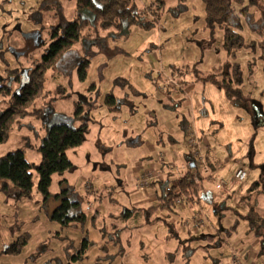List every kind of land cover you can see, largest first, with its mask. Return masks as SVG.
Here are the masks:
<instances>
[{
    "label": "rangeland",
    "instance_id": "rangeland-1",
    "mask_svg": "<svg viewBox=\"0 0 264 264\" xmlns=\"http://www.w3.org/2000/svg\"><path fill=\"white\" fill-rule=\"evenodd\" d=\"M75 1L60 0L71 19L77 15ZM42 2L0 0V84L12 83L8 70L33 67L45 54L56 19L53 11L42 8ZM135 2L154 26L145 30L131 26L127 31L75 43L56 69L48 71L45 93L30 108L42 110L43 115L20 120L0 144V157L20 150L27 161L37 164L50 121L59 124L72 116L78 102L90 107L96 121L85 143L67 152L73 166L53 177L46 200L37 191L36 174L30 200H8L0 193V264L71 261L83 239L82 222L67 227L51 220L65 197L78 202V211L87 216L98 214L94 228L86 224L90 240L111 233L107 228L117 221L123 229L125 254L99 264H229L232 251L239 264H264V250L251 247L249 223L242 217L247 203L217 190L211 180L201 188L211 194V202H179L172 207L155 198L161 194L158 184L141 190L135 187L147 170L167 171L165 166L175 173L176 169L187 170L190 150L185 123H194L202 142L209 145L211 158L222 165L219 179L233 182L235 168L243 164L246 180L234 193L245 196L259 180L260 169L250 167L249 154L254 149V102L264 113V59L259 44L264 41V12L252 7L243 16L239 13L242 7L233 4L230 24L242 36L244 46L228 54L223 30L206 25L202 0H165L164 8L154 11L156 15L147 11L153 0ZM81 16L91 20L87 12ZM82 59L90 61L84 81L76 67ZM226 65L239 67L244 98L237 105L208 80ZM108 95L123 100L113 114L105 104ZM174 178L176 174L170 179ZM86 188L95 191L94 196L80 195ZM258 204L264 209V196ZM127 210L134 213L121 218ZM24 235L28 243L19 255L2 253ZM100 255L97 247L91 248L84 264H97Z\"/></svg>",
    "mask_w": 264,
    "mask_h": 264
},
{
    "label": "trees",
    "instance_id": "trees-1",
    "mask_svg": "<svg viewBox=\"0 0 264 264\" xmlns=\"http://www.w3.org/2000/svg\"><path fill=\"white\" fill-rule=\"evenodd\" d=\"M180 1L183 2L184 0ZM202 2L205 9L206 25L211 30L215 27L223 30V47L228 54H232L244 46L242 36L230 24L235 12L233 4L242 7L239 13L243 16H246L252 7L264 12V0H202ZM164 5L165 0H153L147 7V11L156 15L154 11L162 10ZM42 8L46 11H53L56 19L49 31L50 42L45 54L34 63L33 67L8 70L10 79L12 77V83L0 84V144L8 139L20 120L33 115H43L42 110L30 111V108L45 93L44 85L48 71L56 69L60 60L71 51L75 43L94 41L103 33L127 31L131 26L144 30L154 26L152 21L147 20L145 15L137 10L135 0H76L77 15L72 19L66 17L60 0H43ZM82 12H87L91 16V20L84 19L81 16ZM239 26L240 24L235 25L237 28ZM259 44L264 59V41ZM89 64L88 59L79 60L76 64L80 81L86 79ZM231 69L232 74L229 73ZM208 80L219 90H222L227 99L234 105L243 100L244 97L239 87L241 79L238 65L220 67L208 77ZM118 82L115 83L118 84ZM105 104L108 111L113 114L120 109L123 100L108 95ZM254 104L256 113L253 115L252 121L254 129H257L262 125L264 126V113L259 103L254 102ZM1 106H5V109L1 110ZM91 112L90 107L78 102L74 105L72 116L64 118L61 123L53 126L47 124L46 135L38 149L41 160L37 164L27 161L24 152L20 150L10 151L0 157V193L4 194L8 200L11 198L30 200L32 198L33 179L36 174L38 177L37 191L46 200L51 195L50 187L53 177L64 175L73 166L67 152L82 146L86 141L90 125L96 123L90 116ZM253 139L254 136L251 141ZM192 164L190 158L187 170L180 178L171 180L166 177L162 181L152 182L153 186L159 185L161 194L157 193V198L163 200L167 207H172L179 202L194 204L197 201V187L199 185L189 182V178L196 169L195 163L194 168L191 167ZM202 180L204 179L201 178V182ZM260 185L259 182L253 183L248 191L249 195L263 193L258 189ZM88 193H91L89 189ZM78 207V202H72L65 197L51 217V220L67 227L82 222L81 227L84 234L81 245L78 252L71 257V261L67 264H84L88 251L94 247L101 251V255L96 258L97 264L101 262L111 263L117 257L124 255L123 229L118 226V221L111 224L110 229L107 228L109 231L112 230L111 233L100 236L105 239V242L99 245L89 239V231L86 229L87 223L88 226L94 228L98 214L94 213L92 216H87L84 212L78 211ZM75 208L77 211L71 215V210ZM133 213L134 211L127 210V214H123L121 218L124 216L130 218ZM243 217L249 223L247 232L255 236L261 249L264 250V216L257 213L254 208H250ZM236 225L237 222L232 227L234 230H236ZM27 243L26 236H21L7 245L2 253L7 256H17ZM110 247L117 249V251L110 253ZM58 261L61 263L62 260L59 259Z\"/></svg>",
    "mask_w": 264,
    "mask_h": 264
},
{
    "label": "crops",
    "instance_id": "crops-1",
    "mask_svg": "<svg viewBox=\"0 0 264 264\" xmlns=\"http://www.w3.org/2000/svg\"><path fill=\"white\" fill-rule=\"evenodd\" d=\"M82 14V13H81ZM83 17V16H82ZM88 19H90L89 17H88ZM231 102V101H230ZM232 103V102H231ZM233 104V103H232ZM63 120V119H62ZM253 122V121H252ZM53 123H55V121H50L49 122V125L51 124H53ZM56 124V123H55ZM189 125H193L194 126V128H195V125H194V123L193 124H189V123H187V125H186V123L184 124V130H183V132H185L186 131V133H187V128L189 127ZM171 126H169V128H170ZM254 128V127H253ZM195 130H196V133L198 134V136H199V140H200V144H201V148H202V151H203V157H204V160H205V164H206V166L208 167V170L210 171V174H204V170L203 169H201L199 166L197 167L196 166V169H195V172H197L198 174H200L201 175V178H203L204 180H202V182H200V184H199V186L197 187V201H199L200 200V202L202 201V200H204V201H207V202H211L210 201V199H211V194L210 193H208V192H204L205 190H201V188H203V183H204V181H206V180H211L213 183H214V185H215V179H219V177H218V175H220V169L222 168V165L219 163V161H216V159H212L211 158V156H210V153H209V145L207 144V143H203L202 142V137H200V135H199V133H198V131H197V129L195 128ZM253 136H254V149H253V152H251V154H249L250 156H251V159H250V167L251 168H253V167H255V168H259L260 169V172H259V180H257V181H254L253 183H255V182H259V183H261V185H260V187L258 188L259 189V191L260 192H263V193H259L258 195H249V193H248V191H249V189H250V187H251V185L253 184H251L250 186H249V188H248V190H247V192L245 193L246 195L245 196H243L242 194H240V193H234V190H235V187H237V186H239L241 183H239V184H234V182H232V181H230V183H228V179H223V178H221V179H219V180H221V181H223V182H225L226 183V185H227V190L225 191V193L227 194V195H230V197H232V198H236V199H239V200H243L245 203H247V205H248V210H247V207H246V209H245V213H244V215L243 216H245L247 213H248V211H249V209L250 208H254L255 209V211L257 212V213H259V214H261V215H263L264 216V209H261L260 207V205L258 204V199L261 197V196H264V191H262V190H264V126L262 125V126H260L259 128H257V129H254V132H253ZM252 136V137H253ZM252 139V138H251ZM188 145V144H187ZM189 147V146H188ZM207 148V149H206ZM189 150H190V148H189ZM190 153H189V155H188V157H187V162H189V160H190ZM164 164V163H163ZM138 166H139V164H138ZM195 167V166H194ZM193 167V168H194ZM238 169H244V167H243V164H241V165H238V167L237 168H235V172H234V175H235V173H236V171L238 170ZM160 170H162V171H159V172H161V173H163L164 175H165V177L164 178H171V176H173V175H175L176 174V176H177V178H180V177H182L183 175H184V172H186V170L184 171V172H177V173H175L174 172V170H172V168H168L167 169V167L165 166V170H167V171H164V169L163 168H161ZM156 172V171H155ZM180 175H179V174ZM223 177H227L228 178V175H224ZM176 178H174L173 180H175ZM233 179H234V177H233ZM245 180H246V178H245ZM244 180V181H245ZM243 181V182H244ZM154 182V181H153ZM153 183H151L150 185L151 186H153L152 185ZM149 185V186H150ZM90 191H91V193H88V190H85V191H82V193L80 194V195H82V196H84V197H92V196H94V195H92V194H94L95 193V191H92V189H90ZM78 197V196H77ZM155 198H157L156 196H155ZM200 198V199H199ZM151 200H154V199H151ZM150 208V207H149ZM154 215V213L152 212L151 213V216H153ZM242 216V217H243ZM244 218V217H243ZM236 222H238V220H236ZM89 228H91L90 226H89ZM248 229H249V227H248ZM249 234H251L252 235V239H251V242H250V244H251V247L252 248H254V247H257V246H260V243H259V241L255 238V236L252 234V233H249ZM92 241H94V240H92ZM94 242H96L97 244H103L104 242H105V239H102L101 237H100V240H99V238L97 239V240H95ZM261 247V246H260ZM111 249H110V253H115L116 251H117V249H113L112 247H110ZM262 250V249H261ZM111 251H113V252H111ZM236 252L235 251H232V255L234 254V255H236L235 254ZM232 255L230 256V261H231V258H232ZM237 257V256H236ZM238 258V257H237ZM87 260V259H86ZM85 260V261H86ZM238 261H239V259H238ZM229 264H230V262H229ZM253 264V263H252Z\"/></svg>",
    "mask_w": 264,
    "mask_h": 264
},
{
    "label": "built area",
    "instance_id": "built-area-1",
    "mask_svg": "<svg viewBox=\"0 0 264 264\" xmlns=\"http://www.w3.org/2000/svg\"><path fill=\"white\" fill-rule=\"evenodd\" d=\"M172 82V80H170ZM187 144L190 148V158L192 159L193 166L194 163L198 167L204 170V174H210V171L208 170V167L205 164V160L203 157V151L201 148L199 136L196 133V130L193 125H189L187 128ZM174 170V168L172 169ZM175 172V170H174ZM176 172L177 169H176ZM179 174V173H178ZM180 175V174H179ZM247 176V173L244 169H238L234 175V184L242 183ZM165 175L161 172H155L153 170H147L143 174H141L136 182L135 187L139 190L145 189L149 187L150 183L153 181H162L164 179ZM189 182H192L195 185H199L201 182V175L197 172H193L192 176L189 178ZM215 186L217 190L220 191H226L227 185L225 182L215 179ZM202 216V215H201ZM230 264H239L238 258L236 255H232Z\"/></svg>",
    "mask_w": 264,
    "mask_h": 264
},
{
    "label": "water",
    "instance_id": "water-1",
    "mask_svg": "<svg viewBox=\"0 0 264 264\" xmlns=\"http://www.w3.org/2000/svg\"><path fill=\"white\" fill-rule=\"evenodd\" d=\"M24 73L26 74V71H24ZM53 125H56V124L53 123L51 126H53ZM191 167H192V168L194 167L193 164L191 165Z\"/></svg>",
    "mask_w": 264,
    "mask_h": 264
},
{
    "label": "flooded vegetation",
    "instance_id": "flooded-vegetation-1",
    "mask_svg": "<svg viewBox=\"0 0 264 264\" xmlns=\"http://www.w3.org/2000/svg\"><path fill=\"white\" fill-rule=\"evenodd\" d=\"M63 60V59H62Z\"/></svg>",
    "mask_w": 264,
    "mask_h": 264
}]
</instances>
